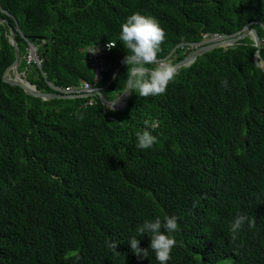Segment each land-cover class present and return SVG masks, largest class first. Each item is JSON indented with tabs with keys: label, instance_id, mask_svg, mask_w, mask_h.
Masks as SVG:
<instances>
[{
	"label": "trees",
	"instance_id": "obj_1",
	"mask_svg": "<svg viewBox=\"0 0 264 264\" xmlns=\"http://www.w3.org/2000/svg\"><path fill=\"white\" fill-rule=\"evenodd\" d=\"M136 12L165 32L158 61L176 64L204 36L230 37L249 24L264 41L262 0H0L20 56L27 42L37 45L40 68L21 59L18 69L43 93L46 82L93 84L85 49L116 42ZM6 32L0 24V264H149L127 240L164 215L178 217L173 264H264V72L250 36L179 69L162 95L131 93L116 112L98 96L92 105L43 103L4 84L15 59ZM259 54L264 61V46ZM125 55L117 42L106 57L98 85L106 100L126 86ZM146 120L157 142L141 150L136 134ZM238 213L255 226L232 240ZM137 239L148 248L147 235ZM106 241L117 243L115 253Z\"/></svg>",
	"mask_w": 264,
	"mask_h": 264
},
{
	"label": "clouds",
	"instance_id": "obj_2",
	"mask_svg": "<svg viewBox=\"0 0 264 264\" xmlns=\"http://www.w3.org/2000/svg\"><path fill=\"white\" fill-rule=\"evenodd\" d=\"M262 3H264V0H262ZM250 26H252V24H249L246 28L244 27L245 30ZM216 38L221 41L228 37L219 36ZM216 38L212 42H218ZM164 40L165 32L154 17L136 12L127 16L125 21L121 23L118 40L116 42L108 40L106 48L110 50L119 42L126 49V55L121 61L123 64L127 65V86L124 91L134 92L140 97L158 96L165 93L169 83L178 75V71L175 64L169 60H157V54L161 51V45ZM30 45L35 48L37 56V45L34 43H30ZM261 46H264V41H261ZM195 47L196 46L191 44L189 45L190 49H195ZM95 51L97 50L95 49ZM25 55L26 53L20 56V61L21 59L25 60ZM130 65L132 66L131 68H129ZM145 65L156 66L150 69L145 67ZM18 68L17 71L19 72ZM9 75L12 76L11 73ZM24 78L27 80L26 77ZM221 84L225 88L228 87L226 79L222 80ZM119 96L120 95L114 100H106L107 103L105 107L107 111L115 110L114 105ZM144 125V129L136 134V146L141 150L151 149L157 142V136L153 135L151 131L153 125L147 120L144 121ZM154 126L159 127L156 121H154ZM192 206L196 207L195 201ZM177 220L178 217L175 215H164L163 217L156 216L154 219H145L137 226L136 235L127 240L130 251L141 260L149 258V264H173L176 253L174 247L177 245L175 234L179 230ZM245 224H247L249 228H253L255 226V221L247 215L238 213L229 225V232L232 240L237 238V235ZM144 235L150 238L149 248L147 249L141 248L139 246L140 241L137 239L140 236L142 237V241ZM106 244L113 253L116 252L117 243L115 241H106ZM149 250L152 251L151 256H149ZM73 255H76V253H73Z\"/></svg>",
	"mask_w": 264,
	"mask_h": 264
},
{
	"label": "water",
	"instance_id": "obj_3",
	"mask_svg": "<svg viewBox=\"0 0 264 264\" xmlns=\"http://www.w3.org/2000/svg\"><path fill=\"white\" fill-rule=\"evenodd\" d=\"M0 24L4 25L7 29V32L5 34L8 43L12 46L13 51H14V61L10 65V67L5 71V73L2 76V82L4 84H7L11 87L18 88L20 89L25 95L32 97V98H37L41 100L43 103L47 101H52V100H72L73 98L71 97H66V96H58L54 95L52 93H43L40 91H37L36 87L32 85L30 82H28L24 77L19 76L17 68L20 63V51L18 48V44L15 40V31L13 28L9 25L8 21L6 19L0 18ZM247 26H245L246 28ZM245 28L236 34H234L231 37H228L224 40L221 41H215L212 42L216 37H219L218 35H213L211 38V42L209 43H202L197 48H195L192 52H190L183 60L179 61L178 63L175 64L177 67V71L181 68H187L191 66L197 58L217 49H223V51H226L229 47H234L239 44L244 38L247 36H250L252 41H253V46L256 48V52L253 56V62L254 65L261 69L264 72V61L260 57V50H261V41L258 38L256 32L254 29H246ZM37 44H40L41 42H36ZM224 45H227L226 47ZM46 46V45H44ZM12 73V76L9 74ZM17 78V79H16ZM23 82L25 84H23ZM127 86V83H126ZM125 86V87H126ZM125 89V88H124ZM124 91V90H123ZM101 95V99H100ZM95 96H98L100 99L101 104L103 105L104 108L106 102V99L103 98L101 92H97ZM131 98V92L129 91H124L120 94L116 104L114 105V108L116 112L118 111H123L129 99Z\"/></svg>",
	"mask_w": 264,
	"mask_h": 264
},
{
	"label": "built area",
	"instance_id": "obj_4",
	"mask_svg": "<svg viewBox=\"0 0 264 264\" xmlns=\"http://www.w3.org/2000/svg\"><path fill=\"white\" fill-rule=\"evenodd\" d=\"M208 36V35H207ZM205 42H206V37ZM202 42V43H205ZM211 42V39L206 42ZM107 43H97L95 45L89 46L85 49V56H86V62L88 63L89 67L93 69L94 71V81L93 84H89L86 82H81L78 86L73 87H59L55 86L52 83L46 82L47 86L51 90L50 93L58 96H66L71 97L73 99H85V98H91L88 99L86 105H92L94 104V96L97 94L98 91L101 90L98 85L103 81L104 74L107 72L109 65L106 63V57L113 49H107L106 48ZM95 49L97 51H95ZM95 51V52H94ZM26 55L24 57L26 64L31 65L32 63H35L38 68H40L39 63L40 60H38L36 56V51L33 46L30 45L29 42H27V48H26ZM119 70H116L113 68V78L118 74Z\"/></svg>",
	"mask_w": 264,
	"mask_h": 264
},
{
	"label": "rangeland",
	"instance_id": "obj_5",
	"mask_svg": "<svg viewBox=\"0 0 264 264\" xmlns=\"http://www.w3.org/2000/svg\"><path fill=\"white\" fill-rule=\"evenodd\" d=\"M208 40V39H207ZM206 40V41H207ZM209 41V40H208ZM207 41V42H208ZM203 42H205V39H204V41ZM194 49V48H193ZM192 50V49H191ZM191 50H189V51H191ZM118 68H116V70H117ZM12 74V73H11ZM18 74L20 75V76H23V73L22 72H18ZM132 93V96H135L136 95V93H134V92H131ZM124 219V217L123 216H121V214L119 215V216H117L116 217V221H118V222H120V220H123ZM149 248V247H148ZM152 253V251L151 250H149V254H151Z\"/></svg>",
	"mask_w": 264,
	"mask_h": 264
},
{
	"label": "bare ground",
	"instance_id": "obj_6",
	"mask_svg": "<svg viewBox=\"0 0 264 264\" xmlns=\"http://www.w3.org/2000/svg\"><path fill=\"white\" fill-rule=\"evenodd\" d=\"M216 40H218L219 41V39L218 38H216ZM225 47L227 46V45H224ZM17 79V78H16ZM23 84H25L24 82H23Z\"/></svg>",
	"mask_w": 264,
	"mask_h": 264
},
{
	"label": "crops",
	"instance_id": "obj_7",
	"mask_svg": "<svg viewBox=\"0 0 264 264\" xmlns=\"http://www.w3.org/2000/svg\"><path fill=\"white\" fill-rule=\"evenodd\" d=\"M108 86V84H106L103 88H106ZM104 98V97H103Z\"/></svg>",
	"mask_w": 264,
	"mask_h": 264
},
{
	"label": "flooded vegetation",
	"instance_id": "obj_8",
	"mask_svg": "<svg viewBox=\"0 0 264 264\" xmlns=\"http://www.w3.org/2000/svg\"><path fill=\"white\" fill-rule=\"evenodd\" d=\"M207 41H208V40H207ZM207 41H206V42H207ZM206 42H205V43H206Z\"/></svg>",
	"mask_w": 264,
	"mask_h": 264
}]
</instances>
